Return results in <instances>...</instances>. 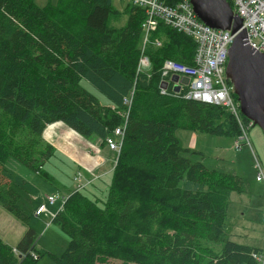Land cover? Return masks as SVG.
<instances>
[{"label":"trees","instance_id":"trees-1","mask_svg":"<svg viewBox=\"0 0 264 264\" xmlns=\"http://www.w3.org/2000/svg\"><path fill=\"white\" fill-rule=\"evenodd\" d=\"M127 1L0 0V174L14 159L55 184L62 202L47 225L69 237L57 255L38 247L33 226L15 246L0 236V264H261L255 255L264 249L230 238V199L246 192L242 177L192 160L177 135L237 138L239 122L222 105L185 98L188 87L162 93L164 61L192 64L197 45L164 22L145 43V9ZM142 54L150 64L138 70ZM57 122L110 149L108 138L121 141L105 199L86 193L93 182L80 188L74 179L64 195L45 169L61 150L43 135ZM21 189L0 180V206L28 223Z\"/></svg>","mask_w":264,"mask_h":264},{"label":"rangeland","instance_id":"rangeland-1","mask_svg":"<svg viewBox=\"0 0 264 264\" xmlns=\"http://www.w3.org/2000/svg\"><path fill=\"white\" fill-rule=\"evenodd\" d=\"M35 1L41 7H44L50 1L53 4L57 2V0ZM114 2L119 8H123L128 4L127 0H114ZM127 20L128 16L124 15L123 25L127 23ZM89 88L103 104H108L109 100L104 95L92 86H89ZM58 123V126L49 131L52 134V141L46 138L47 132L46 130L44 131V138L48 142L59 146L60 149V145L63 143L82 142L80 145L87 144L86 138L78 132H76L78 134L77 138H67L65 130H70L72 128L68 127L63 122L50 124L47 128L49 129L51 125ZM247 133L251 144H244L240 150L234 148L235 140L233 137L197 134L196 141V138L191 137V135H193L192 132L188 130H179L177 135L184 147H189L193 152L188 155L192 160L202 161L210 169L231 172L242 177L246 192L243 194L234 193L230 199L229 215L231 216L233 226L230 238L239 243L252 244L264 249V183L257 181V170L255 165L256 162H259L264 169V133L259 126H250ZM104 146L107 147L108 153L113 156L117 155L118 152L110 150L107 145ZM58 151V158L52 162H48L45 165V169L56 179L59 190L66 195L70 192V189L77 187V183H75L73 179L78 169L77 165L70 159L71 157L64 155L60 150ZM105 151L106 150L102 149L103 154H105ZM66 158H69L70 161L66 160ZM115 163L116 158L111 162V165L107 166V168L110 169L109 172L105 173L104 180L95 182L90 186L89 190H86L88 195H96L102 199L106 198L108 193L107 184L111 181V179H109L111 178L109 173L113 169ZM80 164H82V162H80ZM82 168L84 169L83 166ZM83 169L80 168L79 171ZM90 172V170L86 169L84 172L85 177H87ZM6 175L7 176L0 174V180L11 178L15 180V183L22 184L21 190L24 195L22 206L27 210L30 219L28 223H22L0 206V236L6 242L15 246L24 236L28 227L33 226L36 228L35 230L39 235V248L49 250L57 255L62 254L69 243V237L59 226L55 224H51L50 226L47 225V222L50 220L48 214H43L41 216L36 215L37 208L41 206V204L37 205L38 200L42 199V203L46 202V198L49 194L57 192L54 190L56 189V185L54 184V186L43 176L21 165L14 159H11L6 165ZM92 181V179H86V181L83 180L82 182L90 183ZM61 200L62 199L57 200L54 206H49V210L51 212H56V207L60 206ZM41 262L42 264H55L48 257L43 258ZM106 264H119V262L110 260Z\"/></svg>","mask_w":264,"mask_h":264},{"label":"built area","instance_id":"built-area-1","mask_svg":"<svg viewBox=\"0 0 264 264\" xmlns=\"http://www.w3.org/2000/svg\"><path fill=\"white\" fill-rule=\"evenodd\" d=\"M130 1L145 9L146 18L143 22L145 43L149 40V33L156 30L159 22H164L191 36L197 45L192 64H185L171 59L164 61L163 76L169 77V79L164 78L163 81H168V88L170 84H172V88L176 85L171 80L174 74H178L180 77H188L189 83L187 85L179 82L181 90L183 87H188V90L184 93L185 98L222 105L241 123L240 103L234 98L233 85L232 83L229 84V78L226 75L229 49L234 41L235 34H232L231 30H221L203 23L196 15L190 0ZM230 1L234 14L242 19V29L246 31L245 40L247 44L255 51L264 53V0ZM144 48L145 45L143 51ZM149 64V58L142 54L138 70L147 67ZM115 133L118 137H122L123 128L118 127ZM246 143L251 144L248 133L242 132L239 137L235 138L234 148L240 150ZM108 144L111 149L117 151L121 148V141L119 142L113 138H108ZM255 165L257 170L256 179L258 182L264 183V169L259 162H256ZM74 180L77 181L80 188L88 184L82 182L84 180L82 173L76 175ZM59 198L60 193L58 191L49 195L48 201L37 208L36 215L48 214L54 217L57 211L51 212L49 206L54 205ZM255 256L261 264H264V252Z\"/></svg>","mask_w":264,"mask_h":264},{"label":"water","instance_id":"water-1","mask_svg":"<svg viewBox=\"0 0 264 264\" xmlns=\"http://www.w3.org/2000/svg\"><path fill=\"white\" fill-rule=\"evenodd\" d=\"M190 1L203 23L213 28L231 30L235 34L229 49L226 75L238 97L241 113L264 133V53L255 51L247 44L242 19L234 14L228 0ZM171 80L176 84L174 91L177 93L181 91V84L189 83L188 77L178 74H174ZM161 87L168 88V81H163Z\"/></svg>","mask_w":264,"mask_h":264},{"label":"crops","instance_id":"crops-1","mask_svg":"<svg viewBox=\"0 0 264 264\" xmlns=\"http://www.w3.org/2000/svg\"><path fill=\"white\" fill-rule=\"evenodd\" d=\"M58 124L55 125H51L49 127V129H46V138L49 139L50 141L53 140L52 138V134L49 132L52 129H54L56 126H58ZM65 134L66 137L69 139H75L77 138L78 134L73 131L72 129L70 130H65ZM193 135H191L192 138H196L197 141V134L196 133H192ZM235 140V138H234ZM87 144L86 145H80V143H63L62 145H60L61 147V152L66 155L71 157L70 159L81 169L82 166L84 167L83 170H90L91 172L89 173L87 177L92 179L93 184L97 181H102L105 178V173L109 172V169L107 168V166L111 165V162L116 158L117 155L113 156L112 154L108 153V150L106 149L107 147L101 144V140L97 139V138H86ZM101 147V148H100ZM189 148V147H187ZM103 150L105 151V154H103L102 152ZM110 149V148H109ZM190 149V148H189ZM111 150V149H110ZM203 153V152H201ZM82 162V164H80V162ZM107 169V170H105ZM114 169V167H113ZM113 169L111 170V172L109 173V175L112 176V172ZM87 174V173H86ZM111 179V178H109ZM108 179V181H109ZM96 193V192H95ZM42 203V199L38 200V203ZM60 206H58L57 208H59ZM57 210V209H56ZM252 245V244H251ZM255 246V245H254Z\"/></svg>","mask_w":264,"mask_h":264},{"label":"bare ground","instance_id":"bare-ground-1","mask_svg":"<svg viewBox=\"0 0 264 264\" xmlns=\"http://www.w3.org/2000/svg\"><path fill=\"white\" fill-rule=\"evenodd\" d=\"M142 27H143V24H142ZM166 92V88H163L162 89V93H165ZM249 120V119H248ZM241 128L243 129V132H246L248 131L249 127L250 126H253V122L250 120V123L248 125H245L243 122H242V119H241V123H239Z\"/></svg>","mask_w":264,"mask_h":264}]
</instances>
